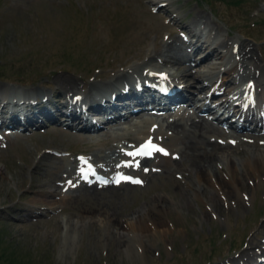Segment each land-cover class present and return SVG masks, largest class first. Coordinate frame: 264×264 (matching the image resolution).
<instances>
[{
    "label": "rangeland",
    "instance_id": "rangeland-1",
    "mask_svg": "<svg viewBox=\"0 0 264 264\" xmlns=\"http://www.w3.org/2000/svg\"><path fill=\"white\" fill-rule=\"evenodd\" d=\"M153 1L0 0V96L10 90H30L33 111L40 105L30 99H40L44 92L52 103L62 102L64 89L54 83L55 76H72L83 94L88 89L83 82L99 81L129 66L141 72L146 68L141 61L154 48L152 43L175 37L199 39L196 46L222 41L227 45L221 47L223 51L245 41L264 63V0H166L172 2L168 7H154ZM198 64L192 67L196 74L201 69ZM200 82L195 80L197 94L206 92L199 91ZM36 90L42 92L31 94ZM216 97L218 102L226 96ZM3 99L9 102L5 97L0 102ZM57 120L42 121L41 128H25L28 134L23 135L17 134L21 128L14 127L11 138L0 137V264H225L245 250L252 235L255 239L263 235L256 230L264 220V173L258 164L257 170L245 174L241 161L247 153L236 154L244 186L236 177L237 186L229 181L232 171L222 162L214 175L219 182L215 190L210 188L212 180L199 185L196 177L190 179L194 184L187 185L182 159L169 172L159 167L142 183L128 180L116 195L100 188L91 196L80 188L72 190L77 197L67 201L51 204L54 196L39 201L37 197L43 195L31 190L40 185L42 193L62 190L56 181H63L68 171H63L59 156L71 158V166L77 168L80 157L94 153L101 157L116 151L118 144L132 147L129 141L115 138L116 123L106 122L97 132H89L77 128V122L67 125L61 122L65 118ZM247 137L245 142L253 149L257 143ZM42 154L41 166L46 170L35 166ZM96 161L104 162L102 157ZM222 181L226 185L229 181L232 192L217 189ZM30 195L37 201H29ZM213 198L219 200V207ZM82 205L90 209L82 212Z\"/></svg>",
    "mask_w": 264,
    "mask_h": 264
},
{
    "label": "bare ground",
    "instance_id": "bare-ground-1",
    "mask_svg": "<svg viewBox=\"0 0 264 264\" xmlns=\"http://www.w3.org/2000/svg\"><path fill=\"white\" fill-rule=\"evenodd\" d=\"M153 3L154 6L158 5L160 7L164 5L168 7L172 2L166 0H155ZM203 24L207 25V21H203ZM194 36L195 33L192 37ZM196 40L198 42L200 41L199 39ZM192 42L187 40L183 41L182 39L179 40V37H175L173 39H163L162 41L156 40L155 44L152 43L154 48L151 49V51L148 52L147 57L143 58L141 61L143 66H149L145 73L143 68L141 69V72L136 73L132 70V66L126 68L124 67L121 71L116 70L115 72L109 74V76L101 78L99 81L83 82L88 86V89L83 94L75 87V80L72 76L65 74L55 76L54 83L58 85V87L64 89L62 91V94H64L63 100L58 103L61 115L66 116L68 123H71V121L72 123L81 122L82 127L80 129L83 131L97 132L100 129V126L95 121H91L90 124L86 123L87 119L85 114H87V112H94V110L97 109L101 112V109L95 106V104L102 102L106 95L109 97L111 94L121 95L123 93V90L120 88L121 86L124 87L127 84L132 83L134 80V83H136V80L147 79V76H150V73L153 75L154 73H157V71L161 72L167 78H171L173 81L180 82L182 80L184 83L186 81V88H184V90L187 89V95L182 94V97H180L182 99L180 101H183L186 104V107H180L170 111L169 105H171L173 101L169 102V105L167 106L166 104L161 103L159 99H155L150 96L146 100V97L138 95L137 98L126 99L125 102L123 99H116V101L113 102V105H119L123 102L125 104L127 102L129 105V103L135 99L133 107L137 106V108H133L131 112L129 111L127 114L116 116L117 118L107 117L108 122L113 124L116 123L117 128L115 130V138L119 141H129L132 147L129 148L127 145L126 147L121 148L122 145L120 146L118 144V148H116L117 154L116 151H110V153H104L101 155L104 160L103 163L97 161L95 162L96 159L101 158L96 153L92 154V156H85L84 158L89 161L91 160V162L95 164L94 172H89L87 170L88 165L84 164L82 160L76 168L71 166V158L59 156L64 164L63 171H68L65 173L67 176L65 175L66 178L63 181H56V183H61V185H63L62 190L57 191L56 193H52V190H44V193H42L43 190L40 185L38 188L31 190L32 194L36 195V193H39L40 195H43L41 198L37 197L39 201L40 199L44 200L45 198H52V196H54L53 200L51 199V204L59 199L67 201L71 196L75 197L76 195H73L72 190L80 188L82 192L89 193L90 195L94 194V192L100 188H105L109 190L111 195H116V190H119V188L128 180L134 177H139L142 183L152 173L156 172L159 167H162V170L169 172L173 169L172 167H176L182 159L183 161L181 163V167L186 171V176L188 178L186 181L187 185L194 184L190 182V179L191 177H196V183L199 185H202L204 180H212L211 183L213 182V185L211 184L210 188L215 190L214 185L219 182L217 177L214 179V175L216 176V171L218 170L217 166H220L222 162L228 166L234 175L233 176L229 173V181L231 178L234 185L237 186L238 182L236 181V178H238L240 183L244 186L246 183L245 177H242V175L237 172L238 164L236 162V154L244 153H247V157L242 159L241 162L242 165H244L243 167L247 168V170H245V174L248 173L249 170H257L258 164L262 167H260V172L264 173V141H261V138H264V132L261 133L257 129V126L264 125V63H262V60L258 58L254 48L252 49L250 46L247 48L248 43L245 41L238 44L232 43L229 49H224L225 51H223L221 47L225 48L227 45L222 41L218 43L217 41L216 43L211 41L207 45L205 41H203L198 46H196L195 42ZM189 46H193V48L191 49ZM199 52H202L199 58L194 57L199 54ZM154 60L160 61V63L156 64ZM195 63H199L198 65H201L202 69H200L197 74L192 70L193 64ZM219 64H222L223 66L222 68L217 69L216 67H218ZM173 67H176L175 69L178 70H174ZM140 74H142V76H140ZM220 74L221 78L218 80ZM198 79L202 82V84H200L201 88H199L200 91L207 89L208 86H213L212 91L209 92L204 99H208L209 97L216 95L217 92L221 90L223 91V84L228 86L224 89L226 97H221L217 103V107L210 105L205 101L202 102L203 104L201 101H197V93H195L196 88L194 85H196L195 80ZM81 81H83V79ZM144 82L145 81L142 80L139 83L140 85H143ZM233 86L235 87L234 89H232ZM27 91L30 90L23 91L21 89H17L15 93H13V90H10L12 93L8 94L9 92H5L6 94H4V92H2L0 97H5L9 101L7 103L11 102L12 106H26L28 98L30 97ZM41 92L42 90H36V92L32 91L31 94L36 96ZM182 92L183 91L181 89V93ZM166 99L170 98L166 97ZM233 101L236 102L232 104ZM65 102L67 103L68 109H63V103ZM3 103L6 107L9 105L5 102ZM235 104H237V106ZM235 106L237 112L243 114L246 118L245 120H249L248 122L250 124H254L251 128L246 125L244 127L235 128L251 130V132L241 134L231 128H221L217 125V123L215 124L214 120H212L208 115H203L204 111H207V113H214L216 111L215 108L229 110ZM83 107L87 109L89 108V110H76V108ZM2 111L3 108H1V112ZM104 112H106L107 115L110 113L109 111ZM216 114L211 116L215 117ZM216 120L221 121V119ZM224 121L229 122V125L233 126L232 122L227 119ZM24 123L26 129H28V127L41 128L43 125L42 121L39 122V120L34 117L27 118ZM50 123L57 122L53 121ZM9 125L12 132L8 129L2 130L0 132L1 139L9 138L11 134L15 133V130L13 129L14 127L19 129L21 128L17 134H28L26 133L27 130L22 128V125H17L15 123H9ZM105 132L108 131L106 130ZM247 135L252 141L257 143L256 146H253V149L250 148V146L248 147L249 144L245 142V140H248ZM129 137L132 138L130 139ZM27 138L26 140H28ZM142 147L150 148L153 154L151 156H147L146 153L140 150ZM158 149H162V151ZM42 156L43 154L36 159L35 166L36 168L46 170L47 167L41 166V164L44 163L40 160V157ZM149 161L151 162L150 165L145 167L144 165ZM183 162H185V164ZM245 162H247V165ZM99 174L105 177L104 181L100 182L98 180L97 175ZM117 175H121V179L116 183L114 179ZM182 181L179 182L182 183ZM229 181V185H226L222 181L223 186L220 185L217 189H222V192L225 191L226 193L232 192V189L229 188ZM32 199L35 201L36 197L30 195L28 200L32 201ZM223 199V201H227L225 198ZM212 203L219 207V200L217 198H213ZM32 204L34 205V203ZM81 207L82 212L90 209L89 207L83 205ZM256 233L263 235L260 239L258 237L255 239L256 237L252 235L247 241L245 250L237 256L227 259L225 264H257L256 260L260 258V256L264 257V220L256 230Z\"/></svg>",
    "mask_w": 264,
    "mask_h": 264
},
{
    "label": "snow or ice",
    "instance_id": "snow-or-ice-1",
    "mask_svg": "<svg viewBox=\"0 0 264 264\" xmlns=\"http://www.w3.org/2000/svg\"><path fill=\"white\" fill-rule=\"evenodd\" d=\"M158 150H161L162 151V149H158ZM137 182H139V181H137Z\"/></svg>",
    "mask_w": 264,
    "mask_h": 264
}]
</instances>
